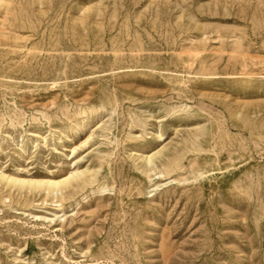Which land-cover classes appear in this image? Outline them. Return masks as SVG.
I'll return each mask as SVG.
<instances>
[{"label": "rangeland", "instance_id": "rangeland-1", "mask_svg": "<svg viewBox=\"0 0 264 264\" xmlns=\"http://www.w3.org/2000/svg\"><path fill=\"white\" fill-rule=\"evenodd\" d=\"M0 173V264H264V0H0Z\"/></svg>", "mask_w": 264, "mask_h": 264}, {"label": "bare ground", "instance_id": "bare-ground-1", "mask_svg": "<svg viewBox=\"0 0 264 264\" xmlns=\"http://www.w3.org/2000/svg\"><path fill=\"white\" fill-rule=\"evenodd\" d=\"M0 175H1V173H0ZM75 175V174H74ZM2 176V175H1ZM6 177V176H5ZM7 178V177H6ZM71 178H74V176L73 175H71L69 178H65V181L67 182L68 180H70ZM10 179V178H9ZM12 180H16V179H13L12 178ZM72 180H74V179H72ZM31 181V180H30ZM17 182H19V183H22V184H30V185H36V186H44V187H48V188H52V189H57V188H59L60 186H61V184H62V182H63V180H62V182H57V181H49V180H47V181H40V180H36V181H31V182H28L27 180H22V181H17ZM64 183V182H63ZM65 184V183H64ZM67 184V183H66ZM65 184V185H66ZM68 184H70L69 182H68ZM63 186V185H62Z\"/></svg>", "mask_w": 264, "mask_h": 264}]
</instances>
